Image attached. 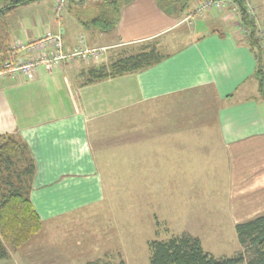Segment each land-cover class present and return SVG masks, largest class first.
<instances>
[{
	"label": "crops",
	"instance_id": "1",
	"mask_svg": "<svg viewBox=\"0 0 264 264\" xmlns=\"http://www.w3.org/2000/svg\"><path fill=\"white\" fill-rule=\"evenodd\" d=\"M256 3L264 21V3ZM232 6L226 1L220 9L185 19L188 12L170 15L155 0H132L115 30L91 29L87 36L73 16L64 26L61 13H52L53 22L23 23L19 41L13 40L16 60L35 55L28 44L59 29L65 51L82 46V35L84 45H105L109 61L149 43L165 55L144 69L87 84L79 73L91 62L79 58L51 69L39 66L31 80L20 73L0 76V134L16 133L32 153L36 171L30 199L42 222L103 200L99 157L107 155L106 146L97 145L113 120L118 158L139 169H148L147 157L161 156L169 172L172 157L175 162L214 157L221 146L234 181L228 206L233 225L264 212V97L254 77V54ZM189 95L210 115L201 111L190 119L182 113ZM136 155L140 164L131 160Z\"/></svg>",
	"mask_w": 264,
	"mask_h": 264
},
{
	"label": "rangeland",
	"instance_id": "2",
	"mask_svg": "<svg viewBox=\"0 0 264 264\" xmlns=\"http://www.w3.org/2000/svg\"><path fill=\"white\" fill-rule=\"evenodd\" d=\"M86 1L75 6L85 9L88 6ZM246 1L248 10L255 18L258 15L259 25L264 27L263 17L255 10L256 0ZM257 1L264 3V0ZM56 5L57 0H38L13 10L7 17L10 43L22 35L21 28L25 22L31 26L37 21L39 24L53 22V14L58 13H61L64 26L67 21L74 20L73 15L64 10L65 1L59 7ZM80 31L87 36L91 29L80 26ZM80 38L85 48L101 47L84 45V37L81 35ZM105 53L107 48L96 59L88 58L84 62L99 64L109 61V54ZM198 102V98L189 95L187 108L181 109L182 113L191 116L190 119L199 117L201 111V115H206L203 104L200 108ZM144 107L140 109L143 113L146 105ZM207 114L210 115V111ZM131 126L128 124L127 130ZM105 133L97 145L98 148L106 146L107 155L99 157L103 200L69 215L42 222L41 230L25 244L17 249L6 247L8 257L0 258V264H84L95 259L148 264L150 241L166 239L181 232L197 236L203 248L215 257L238 252H243L246 258L249 256L238 244L230 219L229 186L231 188L234 181L230 179L229 162L221 146L214 157L188 156L176 162L172 157L169 172L161 156L147 157L148 169H139V165H125L118 158V152L112 145L116 135L114 120L106 125ZM131 160L140 164L142 158L136 155Z\"/></svg>",
	"mask_w": 264,
	"mask_h": 264
},
{
	"label": "trees",
	"instance_id": "3",
	"mask_svg": "<svg viewBox=\"0 0 264 264\" xmlns=\"http://www.w3.org/2000/svg\"><path fill=\"white\" fill-rule=\"evenodd\" d=\"M38 0H0V62L12 59L15 43L9 40L8 15L16 8ZM66 9L86 29L109 33L115 30L121 10L132 0H87L85 9L75 6L83 0H64ZM166 13L181 17L192 10L196 0H155ZM204 0H199L202 2ZM230 1L239 15L246 45L256 60L254 77L258 93L264 97V30L247 7L248 1ZM250 2V1H249ZM212 6L205 9H220ZM195 5V6H194ZM202 10V11H203ZM201 11V13H202ZM13 46V47H12ZM165 55L155 43L145 44L134 53L122 54L108 62L91 63L81 69L82 84L92 83L108 77L135 72L159 62ZM36 171V163L25 141L16 133L0 134V258L8 257L6 247L17 249L37 234L42 220L37 214L30 192ZM237 242L249 253L215 257L206 251L200 239L186 232L166 239L149 242L151 250L148 264H264V212L234 224ZM84 264H124L101 259L87 260Z\"/></svg>",
	"mask_w": 264,
	"mask_h": 264
},
{
	"label": "built area",
	"instance_id": "4",
	"mask_svg": "<svg viewBox=\"0 0 264 264\" xmlns=\"http://www.w3.org/2000/svg\"><path fill=\"white\" fill-rule=\"evenodd\" d=\"M63 2L64 0H57L56 7L63 5ZM223 2L224 0H204L199 2L187 13L185 19L191 18L195 13H201L204 8L212 6L220 7ZM233 9L236 10V7L234 6ZM79 40L82 42L81 38ZM14 46L16 47L18 44H15ZM47 47H51V52L41 53V50ZM28 48L37 51L36 54L24 60H16L12 58L0 62V76L20 73L22 76L30 79L33 78L35 71L39 66L51 69L59 62H69L74 58H79L83 61H88V58L94 60L101 52L105 51L107 47L101 46L99 48L89 49L82 45L74 48L72 51H65L63 46V30L59 29L57 32H52L50 30L46 31L39 38L29 43Z\"/></svg>",
	"mask_w": 264,
	"mask_h": 264
},
{
	"label": "water",
	"instance_id": "5",
	"mask_svg": "<svg viewBox=\"0 0 264 264\" xmlns=\"http://www.w3.org/2000/svg\"><path fill=\"white\" fill-rule=\"evenodd\" d=\"M236 2L240 3L242 0H235Z\"/></svg>",
	"mask_w": 264,
	"mask_h": 264
}]
</instances>
